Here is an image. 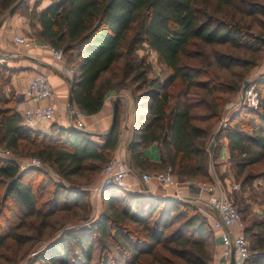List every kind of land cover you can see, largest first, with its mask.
I'll return each mask as SVG.
<instances>
[{
    "label": "trees",
    "instance_id": "obj_1",
    "mask_svg": "<svg viewBox=\"0 0 264 264\" xmlns=\"http://www.w3.org/2000/svg\"><path fill=\"white\" fill-rule=\"evenodd\" d=\"M30 1L0 0V14L14 6L16 11ZM263 18L264 0H55L38 14V35L67 56L74 71L73 100L85 113H98L110 89L135 85L136 115L129 150L134 168L156 171L171 167L181 178L211 180L206 123L219 117L227 98L261 58ZM257 21L262 28H254ZM144 43L167 66L169 74L164 80L148 79L147 65L135 59L136 49ZM122 60V76L102 81ZM228 73L231 79L224 76ZM13 74L12 68L0 62V145L17 155L37 156L66 178L90 168L98 174L117 147L119 115L103 142L84 130L58 123L48 134L36 131L24 123L16 96L3 91L2 78ZM143 84L147 87L142 88ZM257 89L258 106L241 108L224 129L230 162L238 173L264 161V79L257 82ZM197 90L203 92L202 97ZM201 108L207 111L203 117L194 112ZM154 143L160 150L158 164L144 155ZM40 170L20 171L15 160L0 158L6 199L20 214L36 216L48 206L55 210L60 202L83 197L84 192L53 181ZM36 175L41 178L35 189L32 179ZM47 186L54 187L53 197L48 204L39 203ZM101 198L115 210L110 214L104 210L95 230H66L27 264H92L96 233L104 239L99 264H140L143 256L156 257L158 247L176 257V264H214V231L196 206L118 188L104 190ZM258 228L264 232V222ZM248 232L250 228H245L246 235ZM5 239L0 234V248ZM254 239L257 246L250 243L247 263L264 264V238L254 235ZM114 251L119 255H112Z\"/></svg>",
    "mask_w": 264,
    "mask_h": 264
},
{
    "label": "rangeland",
    "instance_id": "obj_2",
    "mask_svg": "<svg viewBox=\"0 0 264 264\" xmlns=\"http://www.w3.org/2000/svg\"><path fill=\"white\" fill-rule=\"evenodd\" d=\"M33 1V5H31V3L29 2L28 5H25L24 7H21L16 11L14 10L13 12H10L9 9L2 10V13L0 14V25L1 22H4L7 18H9V16H13L20 13L26 17V23L29 24L33 34L37 35L38 29L36 27V23L38 22V9L41 7L42 0ZM261 20L264 21V18L260 19V21ZM260 21H257L254 24V28H262V24ZM144 44H141L138 50L136 49L135 59L138 62L143 61V64L145 66L147 65L146 72L148 79H159L161 81L164 80L169 74L167 66L160 59L158 54L152 48L149 47L148 44V46ZM195 48L198 49L200 47L195 46ZM65 59L67 60V56H65ZM124 61L125 60H122L118 64H116L113 70L103 77L102 81H110V79L112 81L116 80L117 78H120L122 76L121 71L125 64ZM0 62L1 64L9 67L7 63L2 62L1 58ZM235 72L242 73L241 70H235ZM114 74H117V77H114ZM224 76L230 79L232 77L229 73ZM2 79L3 81L1 84L4 93L7 96H17L15 91L12 89L11 78ZM262 79H264V50L261 54V58L259 59V61H257V63L244 76L237 91L227 98V101L225 102L219 117L216 120L211 121L210 123H206V127H208L209 129L206 147L211 146V153L207 151V157L209 162L208 168L216 167V171L218 172V174H221L222 177H219L225 187L227 196L234 202L237 209L240 210L239 212L242 217V224L245 228H250V232H248L247 236L252 246H257V242L254 239V235L258 236L259 238H264V232H262V229L258 228V225L264 222V161L252 167L246 168V170H244L242 173H238L231 165V162L227 165V167L222 166L221 164H216L215 151L216 148H219V146L223 144L224 129L229 125L231 118L234 116V114L237 113V111H240L241 108L246 106L243 105L240 99L242 89L247 84H249V82L254 81L257 85V82ZM134 86L135 85L129 86V83H127L126 85H119L117 88L110 89L109 91L133 90V94L137 95V91L134 92ZM146 87V85H142V88ZM170 90L173 89L170 88ZM196 92H199L200 97H202V91L197 90ZM194 112H196L198 116L203 117V114H205L207 111L206 109L201 108L195 109ZM4 149L6 148L0 145V152H2ZM10 153L16 158H29L34 156L26 152H22L21 154L19 153L20 155H17L15 152L12 151H10ZM2 157L3 156L0 153V158ZM228 159L230 161V156L228 157ZM104 164H102L99 170L100 172L98 174L91 168L85 169L80 174L68 178L62 176L59 173L62 181H64V183H66L69 187L74 188L76 192H84L83 197L73 196L74 199L70 200L66 204L60 202L58 207H54L55 210L52 209L53 207L51 208V206H48L42 209L43 211L41 210L42 212L39 215L32 217H25V214H20L17 209H14V205L11 203V201L6 199V182L1 183L0 181V234L6 237L3 246L0 248V264H27L29 260L33 259L34 256H36L40 250L45 248L47 245L51 244L53 241L58 240L66 230H95L96 223L100 218V215L103 214L104 210L109 214L115 210L114 208H108L107 203L103 201L101 197L97 202L95 197H93L91 193V189L98 183L101 178V171ZM47 165L50 169L56 170L49 163H47ZM40 169L42 170H40V172H42L46 177L51 178L49 172L46 169ZM135 169L139 171H153V169L149 168ZM163 170H165V168ZM229 176H232L233 180H230ZM224 177L225 179H222ZM40 178V176L36 175L32 179L33 186L35 189L37 188ZM51 179L55 181L53 178ZM182 179L188 178L182 177ZM232 181H235L237 184H239V190H231L229 188V182ZM53 193L54 187L47 186V188L43 191L42 196L40 197L39 203L44 202L45 204V202L48 201V204L51 197H53ZM115 204H118V202ZM189 204H191V206H194L192 203ZM115 206V208H119L121 205ZM125 223H127L131 227H134L137 230L140 228L139 226L128 221H125ZM178 223L179 222L173 224L169 228V230H173ZM17 234L20 235L19 238H16ZM213 237L215 238L214 233ZM96 238L98 242L93 246L95 260H93L92 264H99L100 254L104 249H102L104 239L100 238L97 233ZM216 243L217 245L220 243V240L217 238ZM210 245L211 247H213V242H211ZM157 251L158 255L154 258L153 256H143L140 259V264L177 263V258L171 255L168 251L164 250L161 247H158ZM112 255L118 256L119 253L114 251Z\"/></svg>",
    "mask_w": 264,
    "mask_h": 264
},
{
    "label": "built area",
    "instance_id": "obj_3",
    "mask_svg": "<svg viewBox=\"0 0 264 264\" xmlns=\"http://www.w3.org/2000/svg\"><path fill=\"white\" fill-rule=\"evenodd\" d=\"M14 40L19 46L25 48L34 44V39L27 37L24 33L15 34ZM144 45L148 46L147 44ZM45 46L52 52L56 65L65 60L62 49L49 43ZM66 72L69 77H73L72 68L67 69ZM22 95L44 101L56 97V92L48 76L44 72H37L28 80ZM123 96L125 95L122 94V91H119L114 97L118 99L123 98ZM240 99L243 105L248 107L256 108L258 106L259 92L256 82H249L242 89ZM21 115L27 126L45 134L51 132L53 123L59 124V122H65L68 127L80 130L87 129L83 121L86 114L73 105H63L59 109L52 104L36 106L26 109ZM60 125L62 124L60 123ZM126 131L125 126L119 129L118 145L121 151L119 154L110 157L102 168L100 180L91 189L96 201H99L104 190L114 187L144 197L173 195L180 201L192 203L207 218L215 237L221 241V247L215 253V261L223 259L228 264H232V260H234L235 264H246L250 258V240L245 234L241 214L234 202L227 196L218 172H210L211 180H201L182 179L174 174L171 167L156 171L136 170L124 154L128 144ZM210 147H206L209 153H211ZM0 153L5 158L15 160L20 170L31 167L43 168L49 172L55 181L67 185L62 181L59 172L50 169L47 163L39 157L16 158L6 149ZM229 184L231 190H239L240 186L235 181L229 182Z\"/></svg>",
    "mask_w": 264,
    "mask_h": 264
},
{
    "label": "crops",
    "instance_id": "obj_4",
    "mask_svg": "<svg viewBox=\"0 0 264 264\" xmlns=\"http://www.w3.org/2000/svg\"><path fill=\"white\" fill-rule=\"evenodd\" d=\"M55 0H42L41 7L38 9L39 12L45 8L48 4ZM31 5L34 1H30ZM38 32L41 28L39 21L36 23ZM17 33H24L27 37L34 39V44L30 47H21L15 40L14 36ZM39 34V33H38ZM33 34L30 26L26 23V17L20 13L9 16L0 25V58L3 63H7L10 68L14 70V74L11 78L12 89L16 93V108L20 114L28 108H33L36 106H44L47 104H52L58 109L60 106L69 105V97L72 87L73 77H69L66 72L70 69V65L67 63L66 59L59 64H55L52 52L45 45L48 44L41 36ZM37 72H44L53 86L56 97L38 101L36 99H31L22 95L28 80ZM74 76V75H73ZM122 94L125 95L123 98L115 99L114 96L119 91H109L101 110L95 114H86L83 121L87 127L84 131L90 134V137L99 142L104 141L105 134L109 132L110 127L113 123V113H114V102L118 100L119 103V129L123 126L126 127V133L128 137V144L132 138V128L134 124V119L136 115V102L133 90H120ZM74 107L79 108L73 100ZM80 109V108H79ZM81 110V109H80ZM62 126L68 127L65 122H59ZM57 123H53L52 126ZM69 128V127H68ZM223 144L216 148L215 163L226 166L230 164L228 157L230 156L229 146L227 139L224 137ZM125 151V156L129 160V149ZM216 147V146H215ZM121 149L117 145L116 149L113 151L112 155L119 154ZM144 155L148 158L150 162L159 163L160 162V150L157 143L152 144L145 149ZM230 167V166H229ZM231 168V167H230ZM229 168V169H230ZM214 171L216 173V167L209 168V172ZM221 176V174H218ZM222 177V176H221ZM220 178V177H219ZM230 180H233L232 176H229ZM222 179H225L222 178ZM215 237V253L220 249L221 241L217 245ZM214 264H228L225 260H214Z\"/></svg>",
    "mask_w": 264,
    "mask_h": 264
},
{
    "label": "water",
    "instance_id": "obj_5",
    "mask_svg": "<svg viewBox=\"0 0 264 264\" xmlns=\"http://www.w3.org/2000/svg\"><path fill=\"white\" fill-rule=\"evenodd\" d=\"M15 8H16V6L12 7L10 9V12H13L15 10ZM69 104L70 105L73 104V83H72L70 97H69ZM117 117H118V100H115V102H114V113H113V123H112V126L109 129V132H112L113 129L115 128L116 122H117ZM69 128H73V129H76V130H80V129H77V128H74V127H69ZM132 143H133V140L131 139L130 142H129V144H128V149L129 150L131 149ZM114 188H118V187H114ZM118 189H121V188H118ZM126 192L134 195V193H132L130 191H126ZM152 197L166 199V200H178L173 195L152 196ZM232 264H235V261L234 260H232Z\"/></svg>",
    "mask_w": 264,
    "mask_h": 264
}]
</instances>
